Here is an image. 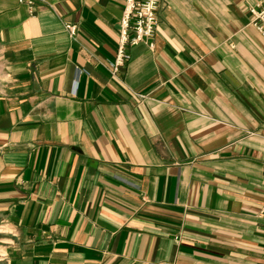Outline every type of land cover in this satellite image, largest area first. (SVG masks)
<instances>
[{
  "label": "crops",
  "instance_id": "obj_1",
  "mask_svg": "<svg viewBox=\"0 0 264 264\" xmlns=\"http://www.w3.org/2000/svg\"><path fill=\"white\" fill-rule=\"evenodd\" d=\"M257 1L159 0L111 75L124 0H0L8 264H264Z\"/></svg>",
  "mask_w": 264,
  "mask_h": 264
},
{
  "label": "built area",
  "instance_id": "obj_2",
  "mask_svg": "<svg viewBox=\"0 0 264 264\" xmlns=\"http://www.w3.org/2000/svg\"><path fill=\"white\" fill-rule=\"evenodd\" d=\"M30 1V0H26ZM159 0H124L117 25V40L113 59L106 63L111 75H115L118 69L129 57L126 46L137 42H144L147 47H152V37L157 24L156 7ZM250 23L264 38V0H259L250 5ZM63 27L69 35H73L76 25L66 21ZM258 215L264 218V202L258 208ZM4 230L0 222V231ZM0 239V264H8L7 252L3 248Z\"/></svg>",
  "mask_w": 264,
  "mask_h": 264
},
{
  "label": "rangeland",
  "instance_id": "obj_3",
  "mask_svg": "<svg viewBox=\"0 0 264 264\" xmlns=\"http://www.w3.org/2000/svg\"><path fill=\"white\" fill-rule=\"evenodd\" d=\"M253 5V4H252ZM248 11H249V8H248ZM250 13V12H249ZM250 17H251V14H250ZM249 23H250V19H249ZM251 24V23H250Z\"/></svg>",
  "mask_w": 264,
  "mask_h": 264
}]
</instances>
